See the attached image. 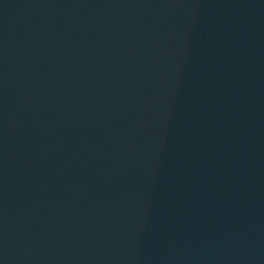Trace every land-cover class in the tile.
I'll return each mask as SVG.
<instances>
[{
  "label": "water",
  "instance_id": "1",
  "mask_svg": "<svg viewBox=\"0 0 264 264\" xmlns=\"http://www.w3.org/2000/svg\"><path fill=\"white\" fill-rule=\"evenodd\" d=\"M0 264H264V0H0Z\"/></svg>",
  "mask_w": 264,
  "mask_h": 264
}]
</instances>
